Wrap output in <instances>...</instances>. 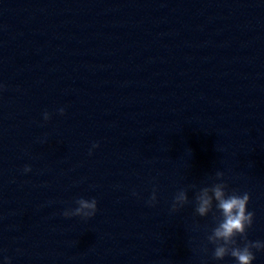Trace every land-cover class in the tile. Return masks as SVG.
Instances as JSON below:
<instances>
[{"label": "clouds", "instance_id": "clouds-1", "mask_svg": "<svg viewBox=\"0 0 264 264\" xmlns=\"http://www.w3.org/2000/svg\"><path fill=\"white\" fill-rule=\"evenodd\" d=\"M58 112L60 115H64L65 109L60 108ZM43 119L45 121L50 119V114L47 111L44 112ZM97 147H99L98 143L92 145L93 149ZM89 154H91V149ZM24 171L30 172L31 167L25 166ZM223 176V172H216V180L220 182L202 187L196 192L195 213L200 217H206L209 213H213V217L216 219V226L206 237L208 243L214 246L212 256L215 260H223L230 256L234 259L235 264H253L256 258L253 249L264 250V241H251L247 237V230L253 225L255 215L247 207L250 195L247 192L243 194H238L235 191L229 192L228 185L223 182ZM133 194L135 195V193ZM75 203L77 207L66 209L63 212L64 217L78 216L82 219H89L97 212L95 198L91 200L79 198ZM155 203L156 192L154 189L148 204L152 206ZM187 203H189L187 191L181 189L173 198L171 211L176 212ZM215 212H219L218 218L215 216ZM5 259L7 264H10V259Z\"/></svg>", "mask_w": 264, "mask_h": 264}]
</instances>
